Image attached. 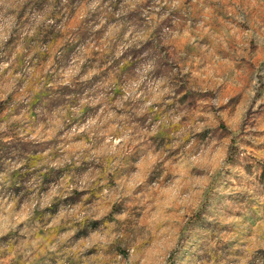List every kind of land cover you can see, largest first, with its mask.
I'll use <instances>...</instances> for the list:
<instances>
[{
    "label": "rangeland",
    "instance_id": "obj_1",
    "mask_svg": "<svg viewBox=\"0 0 264 264\" xmlns=\"http://www.w3.org/2000/svg\"><path fill=\"white\" fill-rule=\"evenodd\" d=\"M0 264H264V0H0Z\"/></svg>",
    "mask_w": 264,
    "mask_h": 264
}]
</instances>
